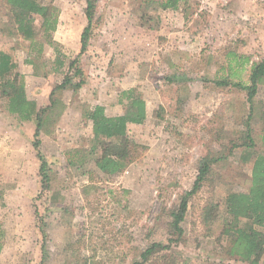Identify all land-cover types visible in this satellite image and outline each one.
<instances>
[{"label":"rangeland","instance_id":"obj_1","mask_svg":"<svg viewBox=\"0 0 264 264\" xmlns=\"http://www.w3.org/2000/svg\"><path fill=\"white\" fill-rule=\"evenodd\" d=\"M45 1L59 18L52 36L66 57L62 69L39 24L32 45L1 32L8 14L0 0V48L18 62L28 97L46 107L39 151L36 122L8 112L0 89V264H130L155 241L170 247L150 264L240 263L226 240L205 229L201 214L211 198L250 185L252 166L231 146L247 125L260 143L262 121L249 122L246 90L218 83L217 74L230 51L264 57V0H196L188 19L182 10L146 11L145 0H98V24L82 53L85 0ZM76 56L78 75L56 90L51 105ZM132 87L147 104V119L128 130L141 154L113 175L90 162L79 167L93 139L83 111L101 104L108 115L123 113L121 94ZM256 102L258 112L264 82ZM39 153L51 176L48 189ZM204 156L217 158L213 171L190 199L181 240L171 241L169 209L193 185Z\"/></svg>","mask_w":264,"mask_h":264},{"label":"trees","instance_id":"obj_2","mask_svg":"<svg viewBox=\"0 0 264 264\" xmlns=\"http://www.w3.org/2000/svg\"><path fill=\"white\" fill-rule=\"evenodd\" d=\"M7 8L8 18L6 27L2 28L4 34H17L36 43L40 30L46 41L53 45L56 52L57 69H62L66 64L64 53L52 34L57 30L59 18L54 10L52 2L45 0H3ZM83 8L87 19L81 34V52L88 44V39L98 24V0H85ZM196 0H145L143 2L146 11L158 10H182L185 19H188L190 9L196 4ZM228 62L218 71V77L222 78L218 83L233 84L246 90V99L249 104V122L256 116L262 121L261 142L257 143L253 130L247 125L244 136L233 142L231 150L240 149L239 158L242 163L251 164L252 173L250 185L245 190H227L221 198H211L202 209V222L211 234L217 233L218 240H226L225 250L230 256H235L240 263L223 264H260L264 260V105L255 112L256 95L259 86L264 82V57L261 60H253L251 55L238 54L230 51ZM10 51L0 48V89L4 96L6 109L17 116L20 121H35L37 139L35 147L40 151L41 141L38 139L41 133L42 111L46 107H39L37 102L27 95L25 76L18 70V62ZM78 56L69 63V71L65 74L63 82L57 85L50 94L54 105L56 90L63 88L73 81L78 75L76 67ZM248 65V66H247ZM75 72H70L74 69ZM248 71V79H243V71ZM176 78L175 76L172 79ZM232 78L237 81L230 82ZM177 79V78H176ZM127 100L123 113L108 115L104 105L96 104L83 111L84 118L91 121L93 139L89 148H85L86 155L81 156L79 167L90 162L100 171L113 175L123 172L140 154L143 146L128 135L129 124L143 123L147 117V104L143 95L134 87L126 89L121 94ZM248 122V123H249ZM119 140V145L116 144ZM83 150V151H84ZM79 152V151H78ZM84 152V153H85ZM42 160L41 175L45 188H50L51 176L47 170V162ZM217 158L204 156L198 160V172L193 185L181 192L178 203L169 209L171 218V241H180L184 234V220L186 218L190 199L203 186L213 171V165ZM85 170L83 171V173ZM85 173H88L85 172ZM159 241L152 242L146 247L139 259L130 264H150L151 257L158 251L169 248ZM1 249V246H0ZM182 264V263H175ZM188 264V263H184Z\"/></svg>","mask_w":264,"mask_h":264}]
</instances>
